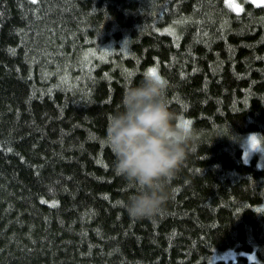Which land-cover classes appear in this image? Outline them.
<instances>
[{
    "label": "trees",
    "instance_id": "16d2710c",
    "mask_svg": "<svg viewBox=\"0 0 264 264\" xmlns=\"http://www.w3.org/2000/svg\"><path fill=\"white\" fill-rule=\"evenodd\" d=\"M153 68L194 138L161 214L135 220L103 139ZM249 137L264 146V4L0 0V264H264Z\"/></svg>",
    "mask_w": 264,
    "mask_h": 264
},
{
    "label": "clouds",
    "instance_id": "9594fccd",
    "mask_svg": "<svg viewBox=\"0 0 264 264\" xmlns=\"http://www.w3.org/2000/svg\"><path fill=\"white\" fill-rule=\"evenodd\" d=\"M168 87L162 75L146 72L124 90L119 109L107 117L103 143L128 189L123 207L135 220L161 214L194 138L191 127L171 114Z\"/></svg>",
    "mask_w": 264,
    "mask_h": 264
},
{
    "label": "rangeland",
    "instance_id": "374dc122",
    "mask_svg": "<svg viewBox=\"0 0 264 264\" xmlns=\"http://www.w3.org/2000/svg\"><path fill=\"white\" fill-rule=\"evenodd\" d=\"M247 1H250L254 4H264V0H256V2H254V0H227V3L234 12H241L244 2ZM251 138H255V137H249L244 141V143L246 144L244 151V159L250 160L254 154H259L258 164L262 165L264 163V146L256 138L255 139L257 140V144L253 146V144L251 143ZM232 252L237 254L235 251ZM232 252L227 253L228 255H225L224 257L226 258L232 257L233 256Z\"/></svg>",
    "mask_w": 264,
    "mask_h": 264
},
{
    "label": "snow or ice",
    "instance_id": "6c2138e0",
    "mask_svg": "<svg viewBox=\"0 0 264 264\" xmlns=\"http://www.w3.org/2000/svg\"><path fill=\"white\" fill-rule=\"evenodd\" d=\"M254 2H256V0H254ZM148 72L150 74H152V75H156L157 74V72H156V70L154 68L150 69ZM189 123L190 122L185 121V124L189 125ZM251 143L253 144V146H255L257 144V140L255 138H251Z\"/></svg>",
    "mask_w": 264,
    "mask_h": 264
}]
</instances>
